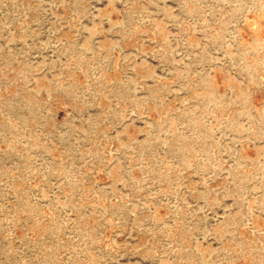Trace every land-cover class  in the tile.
<instances>
[{
    "label": "rangeland",
    "instance_id": "rangeland-1",
    "mask_svg": "<svg viewBox=\"0 0 264 264\" xmlns=\"http://www.w3.org/2000/svg\"><path fill=\"white\" fill-rule=\"evenodd\" d=\"M0 264H264V0H0Z\"/></svg>",
    "mask_w": 264,
    "mask_h": 264
}]
</instances>
